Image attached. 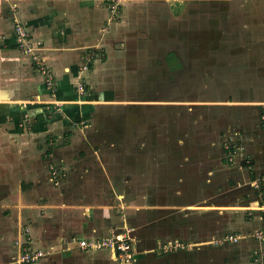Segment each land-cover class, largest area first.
<instances>
[{
    "label": "crops",
    "instance_id": "crops-1",
    "mask_svg": "<svg viewBox=\"0 0 264 264\" xmlns=\"http://www.w3.org/2000/svg\"><path fill=\"white\" fill-rule=\"evenodd\" d=\"M155 1L132 0L110 12L111 0H0V264L19 252L14 240L24 238L22 226L44 251L30 264H121L113 250L83 248L71 237L122 230L131 237L134 264H252L253 250L264 252V239L253 234L264 225V120L248 117L203 146L196 139L188 163L178 166L183 178L173 171L161 183L160 161L152 184L138 178V200L126 180L148 169L132 167L125 150L122 157L110 150L113 139L104 133L108 109L116 107L109 104L117 87L113 62L124 66L136 4ZM13 20L28 41L39 42L34 53L45 73L20 49ZM89 47L102 57L90 61ZM84 57L86 71L79 68ZM256 93L251 105L242 104L251 98L238 99L237 109L264 108V86ZM56 131L67 143L55 149L49 136ZM176 242L182 245L169 248Z\"/></svg>",
    "mask_w": 264,
    "mask_h": 264
},
{
    "label": "rangeland",
    "instance_id": "rangeland-1",
    "mask_svg": "<svg viewBox=\"0 0 264 264\" xmlns=\"http://www.w3.org/2000/svg\"><path fill=\"white\" fill-rule=\"evenodd\" d=\"M129 3L132 0H119L117 6L126 8ZM136 7L141 9L131 22L134 30L127 41L124 66L118 68L113 62L117 87L109 104L116 107L108 109L110 120L104 134L111 135L110 150L114 148L115 155L125 150V161L132 167L151 171L126 180L138 200V178L144 176L142 183L152 184L149 178L156 180L154 169L160 161L164 174L159 181L168 183L173 171L182 176L178 166L188 163L184 157L190 155L196 139L194 143L203 146L209 137L223 136L230 125L234 132L248 117L264 120L263 107L256 114L236 107L242 98H251L242 103L251 105L254 93L264 86L260 59L264 55V0H156ZM85 50L90 61L102 57L98 47ZM82 60L79 68L86 71L89 61ZM35 66L39 68V63ZM50 82L53 86V79ZM83 82L78 78L75 83L84 87ZM101 117L95 115V122ZM61 134L56 131L49 136L57 139L52 142L55 149L67 143ZM51 161L50 166L59 164ZM122 180L123 176L116 178ZM21 229L24 238H15L19 252L11 255L10 264L31 263L20 260L19 253L30 240L27 228Z\"/></svg>",
    "mask_w": 264,
    "mask_h": 264
},
{
    "label": "built area",
    "instance_id": "built-area-1",
    "mask_svg": "<svg viewBox=\"0 0 264 264\" xmlns=\"http://www.w3.org/2000/svg\"><path fill=\"white\" fill-rule=\"evenodd\" d=\"M119 0H112L110 3V12H114V10L118 7ZM121 1V0H120ZM13 36L15 40L18 42L20 49L24 53H30L31 57L35 62L39 63V68L42 73H45L44 65L37 59V55L34 53L37 49V45L39 42L31 43L27 39V31L23 27V25L17 20H13ZM51 78L45 77L47 81V87L51 88L52 83L50 82ZM82 81V78H79V82ZM78 92L82 93L84 91V87L79 83ZM52 177L55 182L58 181V177H56L55 170L52 171ZM254 236L259 240L264 239V225H262L259 229L254 231ZM29 237V236H28ZM228 238L232 241L237 239V236L229 235ZM72 240L76 241L78 246L83 248H108L113 250L115 259L121 264H134V249L131 243V237L127 230H122L121 232H111L109 235L101 238H72ZM25 243L26 246L23 247L20 254V260L24 263H30L42 256L44 251L41 248H35L32 246L31 241L27 240ZM29 243V245H28ZM24 245V244H23ZM182 244L176 242L170 245L169 248H173L176 246H181ZM252 264H264V252L261 249H255L252 252Z\"/></svg>",
    "mask_w": 264,
    "mask_h": 264
},
{
    "label": "bare ground",
    "instance_id": "bare-ground-1",
    "mask_svg": "<svg viewBox=\"0 0 264 264\" xmlns=\"http://www.w3.org/2000/svg\"><path fill=\"white\" fill-rule=\"evenodd\" d=\"M72 102V101H71Z\"/></svg>",
    "mask_w": 264,
    "mask_h": 264
}]
</instances>
